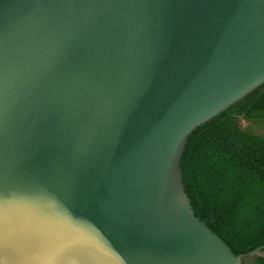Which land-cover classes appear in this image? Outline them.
<instances>
[{
    "label": "water",
    "instance_id": "95a60500",
    "mask_svg": "<svg viewBox=\"0 0 264 264\" xmlns=\"http://www.w3.org/2000/svg\"><path fill=\"white\" fill-rule=\"evenodd\" d=\"M263 83L264 0H0V264H243L181 161Z\"/></svg>",
    "mask_w": 264,
    "mask_h": 264
},
{
    "label": "trees",
    "instance_id": "16d2710c",
    "mask_svg": "<svg viewBox=\"0 0 264 264\" xmlns=\"http://www.w3.org/2000/svg\"><path fill=\"white\" fill-rule=\"evenodd\" d=\"M241 118H264V83L188 137L183 182L195 214L235 254L264 264V135Z\"/></svg>",
    "mask_w": 264,
    "mask_h": 264
},
{
    "label": "rangeland",
    "instance_id": "374dc122",
    "mask_svg": "<svg viewBox=\"0 0 264 264\" xmlns=\"http://www.w3.org/2000/svg\"><path fill=\"white\" fill-rule=\"evenodd\" d=\"M241 123H242V126L244 128L248 129L251 127L250 129L252 131H255L254 133L257 132L258 134L262 133V135H264V133L261 131L262 129H264V118L260 119L259 121L255 122V123L253 121L250 122L245 118H241ZM243 264H256L255 260H254V255L251 254L248 257H244L243 258Z\"/></svg>",
    "mask_w": 264,
    "mask_h": 264
}]
</instances>
